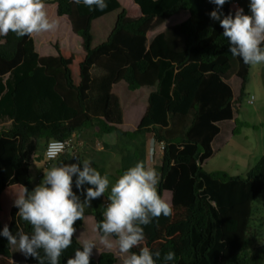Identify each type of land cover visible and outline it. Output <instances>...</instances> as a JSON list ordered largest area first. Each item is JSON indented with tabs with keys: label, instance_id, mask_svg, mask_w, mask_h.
Masks as SVG:
<instances>
[{
	"label": "trees",
	"instance_id": "1",
	"mask_svg": "<svg viewBox=\"0 0 264 264\" xmlns=\"http://www.w3.org/2000/svg\"><path fill=\"white\" fill-rule=\"evenodd\" d=\"M132 1L140 10L137 18L128 17L117 0H107L103 11H89L72 0H44L45 7L56 6L58 18H67L74 44H81L82 52L77 54L70 52L71 47L54 44L56 53L43 56L33 34L17 37L10 31L4 37L0 44V120L9 124L0 129V198L14 186L31 191L43 173L58 163L77 162L83 168L82 160L90 158L97 159V165L93 164L102 175L105 161L114 162L117 170L109 169L108 176L116 175L115 182L138 161L154 168L161 149L157 190L162 198L169 192L172 213L144 226V240L130 253L147 246L162 256L173 251L171 264H264V201L260 200L264 155L246 178L203 169L214 153L220 125L234 122L232 134L237 130L234 115L249 81L250 65L228 51L223 29L209 17L215 8L210 0ZM248 2L228 0L222 11L234 12L231 5L236 4L247 14ZM116 11L112 29H96L106 38L93 46V23L95 28V21ZM181 12H188V19L147 37ZM71 65L77 67L78 84L73 81ZM233 76L240 82L238 90L230 84ZM120 83L127 91L120 86L124 89L121 99L114 92ZM145 89H149L147 95ZM137 94L144 97V111L136 130L123 131L118 127L126 122L124 106ZM54 141L69 146L47 161L44 150ZM35 161L42 166L34 178ZM75 178L73 191L82 196L75 188ZM102 197L93 199L84 213L96 228L107 207ZM17 211L14 206L9 211L10 232L23 229L30 234L31 226ZM84 223L83 219L75 221L77 234ZM97 232L103 236L98 228ZM76 233L72 245L62 252L60 264H66L75 249L82 250ZM0 257V264H37L8 245L3 236ZM116 262L109 252L100 253L97 259L90 257V264Z\"/></svg>",
	"mask_w": 264,
	"mask_h": 264
},
{
	"label": "clouds",
	"instance_id": "2",
	"mask_svg": "<svg viewBox=\"0 0 264 264\" xmlns=\"http://www.w3.org/2000/svg\"><path fill=\"white\" fill-rule=\"evenodd\" d=\"M247 1L249 13L232 4L235 11L225 14L222 7L228 0H210L215 8L209 12V17L223 29L222 35L227 38L230 54L239 57L245 64L256 65L264 63V0ZM72 2L87 6L89 11H103L107 7V0ZM57 26V21L49 20L44 0H0V36H6L11 31L17 37H23L54 30ZM152 143H149V147L153 146L155 154ZM62 150V143L53 142L49 144L46 155L53 159ZM157 153L162 156L161 149ZM90 163V159H83L82 169L77 163H58L43 173L41 182L31 191L23 187L16 194L13 206L18 209L19 218L31 226V233L20 229L13 234L6 225L0 236L5 237L8 245L15 246L25 258L35 259L37 264H45V259L48 264H60L62 252L72 245L77 231L73 226L75 221L83 219L85 207L93 199L110 189V203L107 201L103 218L97 225L99 232L103 233V236L99 235L100 242L106 248H113V243L107 237L114 234L117 251L127 254L122 264H158L161 261L162 264H171L175 260L173 251L162 256L159 250L153 252L143 246L139 247L138 252L130 253L144 240V226L149 225L154 218L161 215L167 217L172 213L170 198L167 202L158 194L156 169L138 161L110 185L109 176L102 175ZM74 175L75 188L82 191L83 202L73 191ZM85 183L89 187L82 188ZM93 246L91 241H83L82 250L75 249L74 256L68 257L66 264H90ZM38 250H42L43 255Z\"/></svg>",
	"mask_w": 264,
	"mask_h": 264
},
{
	"label": "rangeland",
	"instance_id": "3",
	"mask_svg": "<svg viewBox=\"0 0 264 264\" xmlns=\"http://www.w3.org/2000/svg\"><path fill=\"white\" fill-rule=\"evenodd\" d=\"M129 5H123L122 8H126ZM54 6H50V11L53 10ZM118 14V11L112 12L111 14L105 16L104 19L95 21V28L94 23L92 27V36H93V42L92 45L96 46L103 42L106 38V36L100 37V32H97L96 29H99L102 24H105L106 27H110V29L113 28L116 16ZM188 14V12H186ZM50 21L55 20L62 22V25H67L68 21L63 20L64 17L58 18L56 14H47ZM128 17H136L138 14H127ZM184 13H180L178 16L174 17V22L170 20L164 22L160 28L162 30L168 28V27H175L179 22H181L184 18ZM189 16H187L188 19ZM182 23V22H181ZM61 25V24H60ZM57 28L50 31L40 32V33H33V36L37 42V46H41L39 50V54H43V56L48 55H54L56 53L54 44H57L59 48L65 47L69 48V50L72 53H79L82 52L81 44H74L76 43L72 39V35L70 31H68V34L64 36L63 30L56 31ZM100 30V29H99ZM162 30L155 29L153 30L152 34L151 32H148L146 35L149 39H151L153 36L158 34L159 32H162ZM109 31V30H108ZM107 33V32H106ZM56 36V37H55ZM64 36V37H63ZM4 37L0 36V44L4 43ZM77 37V36H75ZM50 41V43H49ZM41 52V53H40ZM82 54V53H81ZM83 55V54H82ZM77 63H75L76 65ZM71 65L72 71H73V77L75 80L74 83L78 84L79 79L78 78V70L76 66ZM232 75V74H231ZM227 79V77H224ZM230 79V77H229ZM230 84L235 90H238L240 87V82L233 76L230 79ZM120 86H125L124 83H120L118 87L114 89L115 94L121 99L123 95V91L125 89H120ZM147 95L149 89H145ZM127 92V91H126ZM128 94V93H127ZM142 94L144 95V91H142ZM130 96V95H127ZM252 97V99H251ZM124 101H128V99H124ZM144 97H140L139 94L136 95L135 99H131L127 105L124 106V114H125V123L122 124V126L118 127L119 129L123 131H134L137 129L138 122H139V116L142 115L145 105H144ZM251 102V103H250ZM136 103H140V105H137ZM235 112V119L237 124V130L235 132L232 131L235 127L234 122H228V123H222L220 125V134L216 139L214 140V146L213 150L214 153L212 154V157L208 159L203 164V169L210 173V172H226L229 175L232 176H240L242 178H245L247 172L249 169H251L253 166L257 164V162L260 160V158L264 155V63L256 64V65H250L249 69V81L248 84L243 92L242 99L240 103H238ZM234 124V126H232ZM215 148V149H214ZM80 154V151H79ZM96 158L98 156H95ZM104 160V159H101ZM90 166L95 167L93 162L97 165V159L90 158ZM105 161V160H104ZM77 163V162H73ZM106 164V166H105ZM114 162H108V164L105 163L102 166V169L105 173L108 175L109 169L111 171L117 170L116 165H114ZM161 164V157L156 156L155 162H154V168L158 169ZM34 166L31 169V175L35 178L37 175V172L40 171L42 163L36 162L33 164ZM114 165V166H113ZM80 168L81 166L78 165ZM148 167H151L148 165ZM82 169V168H81ZM98 170V169H97ZM158 173V171H157ZM116 178V175L110 176V185L111 183H114V179ZM159 178V175H158ZM89 185L85 183L82 185V188H87ZM15 188V187H14ZM10 189H6L4 193L1 195V212H0V224L4 228L9 223V211L11 207L13 206V200L15 199V196L18 192H13L12 195ZM15 191H17L15 189ZM109 190H106V194H104L105 200H103L105 206H107L110 201L108 200ZM81 202L84 200V196L78 195ZM102 196V195H101ZM170 194L165 193L163 195V199L169 202ZM260 200L264 201V194L260 196ZM90 204L85 207L84 213L88 210ZM83 220L85 221L83 229L76 233V237L79 240L80 244L82 245L83 241L89 240L93 243L92 248V254H98L101 252H111L114 254L117 262L116 264H122V260L124 255L127 254H120L117 251L116 248V242L117 239H114L111 236H108L107 239L110 240L113 243V248L109 249L106 248L100 241L101 237L99 236L95 222L92 219H88L87 216L83 217ZM94 222V224H93ZM95 255V256H96ZM2 258L0 257V261Z\"/></svg>",
	"mask_w": 264,
	"mask_h": 264
},
{
	"label": "crops",
	"instance_id": "4",
	"mask_svg": "<svg viewBox=\"0 0 264 264\" xmlns=\"http://www.w3.org/2000/svg\"><path fill=\"white\" fill-rule=\"evenodd\" d=\"M119 3H120V5L123 7V5H129L128 7H126L125 9H126V11H127V14H128V12H129V14H132V13H134V14H138V16H136V17H131V18H137V17H139L140 16V10H139V8L133 3V1H131V0H117ZM51 6H54L53 7V10L51 11V12H49L50 11V6H47V7H45V10H46V12H47V14L49 13V14H55V9H56V6L55 5H51ZM181 13H184V16H183V20L181 21V22H183V21H185L186 19H187V16H189V14H186V12H181ZM67 20V18L66 17H64L63 18V20ZM104 19V18H103ZM173 22H174V18L173 19H171ZM171 20L169 21V23L171 22ZM68 21V20H67ZM57 22H58V26L56 27L57 29H56V31H60V30H63V32H64V36L66 35V34H68V31H70V24H69V22H68V24L67 25H62V22L61 21H59V19L57 20ZM181 22H179L178 24H180ZM61 24V25H60ZM102 26L104 27L105 26V24H102ZM101 26V27H102ZM106 27V26H105ZM160 30H162L161 28H159ZM100 30H101V28H100ZM110 31V30H109ZM162 31H164V30H162ZM70 33H71V31H70ZM107 33H109V32H107ZM160 33V32H159ZM152 34V32L150 33V35ZM33 36V35H32ZM63 36V37H64ZM56 37V36H55ZM9 124V121H8V123H6V121H1L0 120V129H1V127L2 126H5V125H8ZM15 187V188H14ZM14 187H11V188H9L10 190L9 191H11V194L10 195H12L13 194V192H19L22 188L20 187V186H14ZM15 189L17 190V191H15ZM103 200H105L104 198L102 199V201ZM88 219H92L91 217H87ZM93 220V219H92ZM93 224H94V222H93ZM8 225V224H7ZM96 254H93V255H91V257L92 258H94V259H96L99 255L97 254L96 256H95Z\"/></svg>",
	"mask_w": 264,
	"mask_h": 264
},
{
	"label": "built area",
	"instance_id": "5",
	"mask_svg": "<svg viewBox=\"0 0 264 264\" xmlns=\"http://www.w3.org/2000/svg\"><path fill=\"white\" fill-rule=\"evenodd\" d=\"M54 142H59V141H54ZM50 143H53V142H49L44 150V158L48 161V160H53L55 159L57 156H59L64 150L65 148L69 146V143L68 142H60L63 144V150L53 159H49L46 155V151H47V148L49 146ZM150 158L153 159V156H154V149H153V146L151 145V148H150V154H149Z\"/></svg>",
	"mask_w": 264,
	"mask_h": 264
}]
</instances>
